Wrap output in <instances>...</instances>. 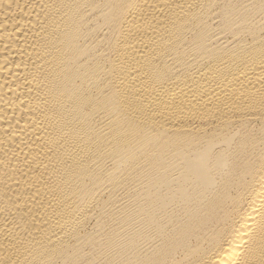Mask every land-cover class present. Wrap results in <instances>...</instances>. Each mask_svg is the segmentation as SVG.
Returning a JSON list of instances; mask_svg holds the SVG:
<instances>
[{
	"label": "bare ground",
	"instance_id": "6f19581e",
	"mask_svg": "<svg viewBox=\"0 0 264 264\" xmlns=\"http://www.w3.org/2000/svg\"><path fill=\"white\" fill-rule=\"evenodd\" d=\"M0 264H264V0H0Z\"/></svg>",
	"mask_w": 264,
	"mask_h": 264
}]
</instances>
